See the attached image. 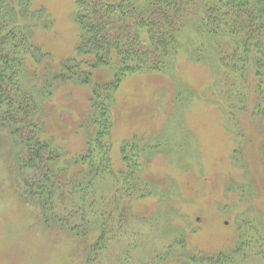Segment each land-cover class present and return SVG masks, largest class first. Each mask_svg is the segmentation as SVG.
<instances>
[{
    "label": "trees",
    "instance_id": "16d2710c",
    "mask_svg": "<svg viewBox=\"0 0 264 264\" xmlns=\"http://www.w3.org/2000/svg\"><path fill=\"white\" fill-rule=\"evenodd\" d=\"M32 1L0 0V134L10 141L11 185L25 207L38 210L48 233L57 230L87 241L85 264H109L101 252L113 240L126 238L132 214L122 198H145L150 191L146 184L141 186V164L136 159L148 147L142 139H134L135 146L125 143L123 167L111 163L112 107L122 80L167 71L178 56L180 34L190 27L194 37L211 41L231 124L238 127L240 117L261 122L264 0H76L73 20L78 35L73 56L57 65L34 42L38 25L48 28L52 21L44 9H32ZM201 49L202 44L193 51L196 62L202 59ZM102 72L109 73V78L102 80ZM65 86L84 88L89 94L86 115L69 131L85 130L84 148L74 153L47 137L40 117L45 102ZM54 121L60 128L62 121ZM238 131L245 141L243 131ZM128 147L129 153L138 149V154L127 155ZM234 152L235 157L242 151ZM238 157L233 159L235 165ZM108 177L115 181V188H96L95 181ZM230 184L233 190L245 186ZM158 219L142 221L159 224ZM243 222L235 229L233 246L211 253L189 251L179 237L164 254L152 257L154 252L143 262L264 264V220L254 216ZM135 248L136 242H127L117 263L126 264L128 251L133 255Z\"/></svg>",
    "mask_w": 264,
    "mask_h": 264
},
{
    "label": "rangeland",
    "instance_id": "374dc122",
    "mask_svg": "<svg viewBox=\"0 0 264 264\" xmlns=\"http://www.w3.org/2000/svg\"><path fill=\"white\" fill-rule=\"evenodd\" d=\"M75 1H32V9H44L45 17L52 21L48 28L39 24L33 39L51 55L53 65L73 56L78 35L73 20ZM193 34L190 27L183 29L177 44L178 56L167 71L127 76L115 94L111 163L115 168L123 167L125 143L135 146L138 143L133 140L142 139L148 147L136 159L141 164V186L147 185L150 191L145 198H122L124 204L129 203L132 214L125 228L126 238L113 240L101 252L109 264H118L127 242H136L137 248L133 255L128 251L126 264H147L144 259L154 252L152 257L164 254L179 237H183L189 251L216 252L232 245L239 223L254 216L264 220V120L253 122L240 117L238 127L231 124L224 107L222 73L214 64L211 41ZM201 44L202 59L196 62L192 54ZM101 77L108 79L109 73L102 72ZM96 79L101 78L97 75ZM88 95L84 88L62 87L45 102L40 116L47 137L70 153L84 148L85 130L69 131L86 115ZM57 113L58 119L54 117ZM54 120L62 121L60 128ZM2 136L5 135L0 134V264H85V239L57 230L48 233L38 210L25 207L17 199L11 185L14 161L10 141ZM238 150L242 152L237 155L239 165H235L233 159L237 156L233 155ZM125 152L134 156L138 149L129 153L128 147ZM231 182L245 185V190L242 186L233 190ZM95 186L109 190L117 185L108 177L104 182L95 181ZM156 216L159 224L142 221Z\"/></svg>",
    "mask_w": 264,
    "mask_h": 264
}]
</instances>
